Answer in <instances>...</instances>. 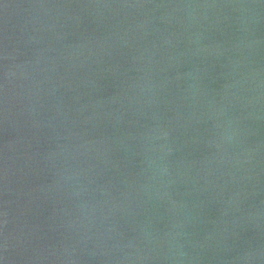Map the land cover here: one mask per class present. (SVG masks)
Wrapping results in <instances>:
<instances>
[{"label": "water", "instance_id": "water-1", "mask_svg": "<svg viewBox=\"0 0 264 264\" xmlns=\"http://www.w3.org/2000/svg\"><path fill=\"white\" fill-rule=\"evenodd\" d=\"M0 264H264V0H0Z\"/></svg>", "mask_w": 264, "mask_h": 264}]
</instances>
